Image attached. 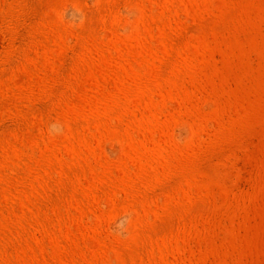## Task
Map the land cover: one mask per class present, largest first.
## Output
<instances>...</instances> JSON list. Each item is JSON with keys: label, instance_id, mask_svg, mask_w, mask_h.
Returning a JSON list of instances; mask_svg holds the SVG:
<instances>
[{"label": "rangeland", "instance_id": "rangeland-1", "mask_svg": "<svg viewBox=\"0 0 264 264\" xmlns=\"http://www.w3.org/2000/svg\"><path fill=\"white\" fill-rule=\"evenodd\" d=\"M0 264H264V0H0Z\"/></svg>", "mask_w": 264, "mask_h": 264}]
</instances>
